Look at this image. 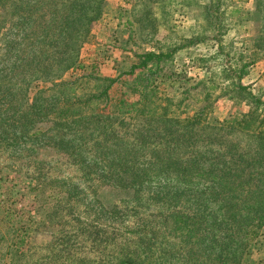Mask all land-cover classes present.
Returning a JSON list of instances; mask_svg holds the SVG:
<instances>
[{
    "label": "rangeland",
    "instance_id": "1",
    "mask_svg": "<svg viewBox=\"0 0 264 264\" xmlns=\"http://www.w3.org/2000/svg\"><path fill=\"white\" fill-rule=\"evenodd\" d=\"M83 1L99 8L98 17L72 55L61 51L67 62H57L58 53L52 58L57 47L33 36L30 25L36 14L39 24L49 19L52 0H44L45 12H31L30 0L0 6V264H117L130 255L142 219L157 220L177 205L192 209L190 195L207 189L208 197L210 183L186 185L176 161L222 169L228 150L242 159L257 156L248 133L224 130L220 122L250 107L234 90L233 67L245 65L240 82L264 99V0H219L218 19L210 14L212 0ZM68 35L61 42L71 45ZM172 46L179 48L151 75L158 102L169 98L176 104L171 115L182 118L208 93V124L186 130L132 112L106 119L104 127L91 114L79 131L56 126L51 78L76 80L71 95L80 97L96 89L93 77L128 70L136 53ZM110 94L137 98L122 82ZM189 247L187 239L159 237L160 254L175 264L173 256ZM240 264H264V226Z\"/></svg>",
    "mask_w": 264,
    "mask_h": 264
},
{
    "label": "trees",
    "instance_id": "2",
    "mask_svg": "<svg viewBox=\"0 0 264 264\" xmlns=\"http://www.w3.org/2000/svg\"><path fill=\"white\" fill-rule=\"evenodd\" d=\"M8 1L0 0V6L7 4ZM46 4L44 0H30L28 6L33 8L31 12H45ZM93 6L87 7L83 0H52L49 6V19L39 24L42 15L36 14L30 21L33 28L36 26L32 32L35 33L33 36L41 34L44 41L57 47L51 54L52 58L53 53H58L57 62L62 60L67 62L68 57L64 59L61 51L72 55L74 44L85 38L90 22L98 17L99 8ZM209 9L210 14L214 13L218 19L219 0H212ZM18 20L24 23L22 16H19ZM71 30L75 31L69 33ZM28 35L27 31L26 38ZM65 35L69 36L66 42L71 38V45L61 42ZM72 35L77 36V39H73ZM178 48L179 46H172L166 51L136 53V61L130 65V68L115 77L89 75V78L93 77L98 82L96 89L80 97L71 95V92L75 91L76 80L55 81L51 78L49 88L55 89L59 99L57 106L55 103L49 108V113L57 117L56 126L65 130L79 131L91 122L89 115L91 114L94 123L104 127L103 123L106 119L125 117L132 112L136 119L148 117L150 118L148 120L159 123L170 122L186 130H195L208 124L210 113L208 93L203 98L204 104L182 118L171 115L176 104L169 98L164 105L158 102L159 96L155 89L157 85L153 86L155 78H151V75L161 70V64L166 62ZM245 72V65L231 69V75L235 78L232 82L234 90L248 103L249 110L221 121L220 126L224 130L230 129L231 132L248 133L256 144L257 156L242 159L240 155L235 157L234 152L228 150L232 158L230 157L228 162L229 166L222 169L193 165V161L191 165L176 161L174 169L178 171L177 178L185 181L186 185H195L200 179L210 183L208 197H206L208 189L199 192L197 196L189 194L192 198L188 201H193L195 204L192 209H183L177 205L167 208L157 220L142 219L137 229L132 231L136 241L130 255L117 264L174 263L167 255L165 257L159 252V237L163 234L175 235L182 240L187 239L190 244L186 254L176 258L175 255L173 256L176 264H198L199 260L202 264H240L248 244L264 226V99L256 97L240 82ZM128 79L130 81L126 83L125 80ZM118 82L124 83L131 92L135 93L136 100L131 102L122 96L111 95L110 89ZM151 96L154 97L152 106V102L147 103ZM127 106L131 107L126 108ZM237 162H242V165L233 167L232 163L236 165ZM115 164V161L112 162L111 167L113 168ZM215 171L216 175L213 174ZM206 201H220V203L204 204ZM149 223L154 225L151 224L147 228Z\"/></svg>",
    "mask_w": 264,
    "mask_h": 264
}]
</instances>
